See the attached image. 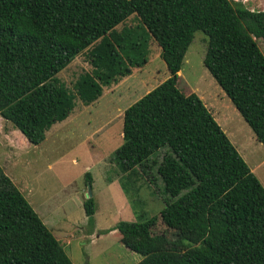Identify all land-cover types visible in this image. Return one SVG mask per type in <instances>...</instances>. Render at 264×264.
<instances>
[{"label":"trees","instance_id":"trees-1","mask_svg":"<svg viewBox=\"0 0 264 264\" xmlns=\"http://www.w3.org/2000/svg\"><path fill=\"white\" fill-rule=\"evenodd\" d=\"M200 31L205 67L264 145V11L232 0H0V117L40 146L77 98L91 105L145 67L153 40L170 77L125 111L114 162L127 197L158 168L164 219L181 231L157 235L158 218L145 215L118 225L120 242L139 264H264V186L204 101L179 87ZM83 53L91 71L70 90L55 77ZM84 208L94 229L93 198ZM0 264H74L1 165Z\"/></svg>","mask_w":264,"mask_h":264},{"label":"rangeland","instance_id":"rangeland-1","mask_svg":"<svg viewBox=\"0 0 264 264\" xmlns=\"http://www.w3.org/2000/svg\"><path fill=\"white\" fill-rule=\"evenodd\" d=\"M260 6L264 9V0ZM135 22L136 16L126 21L129 25ZM258 43L264 53V41ZM208 46L209 37L197 32L184 60L179 87L187 95L197 94L231 139L236 142L235 134L248 140L249 132L255 136L252 129L204 65ZM90 71L87 53H83L55 79L73 90L79 77ZM169 77L161 49L152 40L145 67L133 69L129 77L106 87L103 96L91 105L77 98L69 117L45 132L40 146L30 145L20 131L0 117V165L62 241L74 264H139L142 256L122 245L119 232L110 233L121 222L138 223L146 215L158 218L157 235L166 233L170 239H176L181 231L167 227L164 211L170 197L157 174L158 168L153 165L155 159L157 164L162 160L167 149L152 158L153 168L135 184L139 192L131 189V197L126 196L121 186L122 174L114 162L123 144L125 111ZM247 148L248 153L242 151V156L264 186V145L251 141ZM257 162L260 166L255 170ZM88 173L92 182L87 180ZM89 198H93L96 206L94 229L97 226L98 231L94 237H90L94 229L84 208ZM131 201H135L136 207ZM60 228L67 229L70 243L60 238Z\"/></svg>","mask_w":264,"mask_h":264},{"label":"crops","instance_id":"crops-1","mask_svg":"<svg viewBox=\"0 0 264 264\" xmlns=\"http://www.w3.org/2000/svg\"><path fill=\"white\" fill-rule=\"evenodd\" d=\"M232 1H235V2H242L245 6H246V8H248L250 11H264V9H262L263 7H261L260 6V3H261V0H232ZM214 117H215V119H216V121L218 122V118L215 116V115H213ZM220 125V124H219ZM249 126V125H248ZM250 127V126H249ZM223 129V128H222ZM251 129V128H250ZM250 131V130H249ZM224 132H226L225 130H224ZM250 134H249V136H251V138L250 139H248V140H246V138L245 139H243V138H237L236 136H235V134H234V138L236 139V142L234 141V139L232 138L231 139V137H230V135H229V133L228 132H226V134H227V136L229 137V139L230 140H232L231 142L234 144V146L237 148V150L239 151V153L241 154V156L243 155V152H246V153H248V149L249 148H247L248 147V145H249V143L251 142V141H257V138H256V135L255 136H253V134H252V132H249ZM254 133V132H253ZM249 138V137H248ZM244 142H246V144L244 143ZM261 144V143H260ZM240 146V147H239ZM243 151V152H242ZM244 156V155H243ZM242 156V157H243ZM249 156V155H248ZM250 157V156H249ZM244 158V157H243ZM259 166H260V163H256V165H255V170H258V168H259ZM252 172L254 173V169H252ZM87 217V216H86ZM67 221H68V219H66ZM82 230H84V229H82ZM96 231H98V228H97V226L95 227V229H94V233H92V235H90V237H94L95 235V232ZM59 232H60V238H62V239H67V241H68V243H70V237H69V235H68V231H67V229H64V228H60L59 229ZM84 232V231H83ZM110 233L113 235V234H115V235H117L118 234V231L116 230V229H113V230H111L110 231ZM54 234V233H53ZM55 235V234H54ZM101 235V234H100ZM100 235H98V238H100ZM61 243H62V241L58 238V237H56ZM64 239V240H65ZM91 260V259H90Z\"/></svg>","mask_w":264,"mask_h":264},{"label":"water","instance_id":"water-1","mask_svg":"<svg viewBox=\"0 0 264 264\" xmlns=\"http://www.w3.org/2000/svg\"><path fill=\"white\" fill-rule=\"evenodd\" d=\"M89 190H90V195H92V193H91V186H89Z\"/></svg>","mask_w":264,"mask_h":264}]
</instances>
